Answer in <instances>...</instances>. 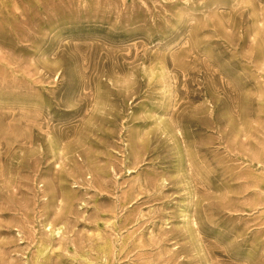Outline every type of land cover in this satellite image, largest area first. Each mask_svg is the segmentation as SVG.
I'll list each match as a JSON object with an SVG mask.
<instances>
[{"label":"rangeland","instance_id":"rangeland-1","mask_svg":"<svg viewBox=\"0 0 264 264\" xmlns=\"http://www.w3.org/2000/svg\"><path fill=\"white\" fill-rule=\"evenodd\" d=\"M0 264H264V0H0Z\"/></svg>","mask_w":264,"mask_h":264}]
</instances>
